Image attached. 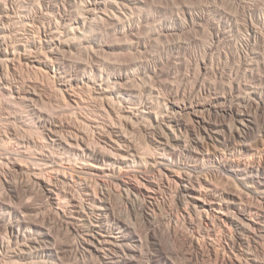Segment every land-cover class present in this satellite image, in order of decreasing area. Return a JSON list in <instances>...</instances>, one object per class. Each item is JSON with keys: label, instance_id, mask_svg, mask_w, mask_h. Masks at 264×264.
Instances as JSON below:
<instances>
[{"label": "bare ground", "instance_id": "6f19581e", "mask_svg": "<svg viewBox=\"0 0 264 264\" xmlns=\"http://www.w3.org/2000/svg\"><path fill=\"white\" fill-rule=\"evenodd\" d=\"M155 3L0 0V169L17 177L0 176V264H64L69 254L76 264H143L141 234L130 212L124 215L125 209L121 213L114 204L121 207V196L131 205L156 207L162 193H171L180 216L176 213L165 229L150 226L147 237L156 254L150 251L149 264H176L163 245L171 243L179 222L193 233V246L199 239H218L222 254L215 257L222 263L264 264V212L253 203H264L260 56H246L236 72L229 70L234 77L228 72L219 84H206L214 68L203 61L194 67L198 77L189 92L160 80V60L152 67L139 59L117 66L114 58L122 48L140 53L146 45L135 32L152 17V5L159 7ZM254 26L248 30L258 38ZM100 27L119 40L107 42L98 34ZM17 68L46 79L59 106L79 124L46 111L41 93L15 81ZM92 106L94 117L85 111ZM135 134L147 138L145 151ZM21 188L43 193L51 215L79 235L75 246L54 243L46 224L35 222L27 205L16 203ZM111 196L119 202L113 204ZM146 211L152 224L156 216Z\"/></svg>", "mask_w": 264, "mask_h": 264}, {"label": "rangeland", "instance_id": "374dc122", "mask_svg": "<svg viewBox=\"0 0 264 264\" xmlns=\"http://www.w3.org/2000/svg\"><path fill=\"white\" fill-rule=\"evenodd\" d=\"M155 2H156L155 4H158L157 6L159 7H155L154 5H152V7L150 8V11H148L150 13L149 16L152 15V17L151 16L149 17L150 20L142 21V24L139 25L140 27L137 28L135 32L137 37L138 36L140 37L141 42L145 43L147 46L146 45L142 46L140 53L139 52L133 53L132 51L130 52V50L126 48H122L120 51H118L120 55L116 51L117 56L114 59L118 63L117 66H120V67L123 65L125 66V64H129L132 61L139 59L141 60L140 61L141 63L144 62L143 64L146 67H152L154 66V62L156 61V59L160 60L163 63L161 66L163 76L161 77L160 80L163 83L167 82L166 84H170L171 87L174 86L173 88L175 90L178 88L179 89L181 88V90L184 89V91L189 92L192 89V86L195 84L194 82L197 81L196 78L198 77V72L195 73L194 67L197 68L198 64L202 63L203 61H207L210 67L214 68L212 70L213 72L211 71V73L207 75L209 80H207V77H206V80H207L206 84L208 83L210 84L211 82H215V81L219 84L222 81L223 82L226 81L225 79L226 77H230L231 75L230 72L232 70L236 72V70L238 69V67H240L241 62L246 56L255 54L257 56H260V59L258 62L259 65L256 67L258 68L256 73L258 72L257 73L258 76L262 75L264 77V37H263L264 35L262 34V32L264 33L263 31L264 30V26H263L264 25L263 23L264 22V0H159V1L155 0ZM158 16H161V17H158ZM193 16H194V19H193ZM233 17H234V20H233ZM157 21H159V23ZM148 22L150 23L149 24L150 28L147 27L148 25L146 26ZM151 25L153 27H151ZM254 25L258 27V28H255L256 30H258L257 31L258 38L252 36L251 32L249 31ZM101 28L102 27H100V30H98V34L101 35L102 37H105L107 39L106 40L107 42H110V41L114 42V41L119 40V39L115 40L116 37L114 36L107 37L106 30L105 32H103L104 30ZM139 29H141L142 31L141 30L139 31ZM150 29L151 31H149ZM205 57L207 58L209 57V59L207 58L205 59ZM230 69L231 71L229 72ZM190 70L192 72L194 71L193 73H195L196 75L194 74L195 76H192V72ZM215 72H216V75H215ZM228 72L230 75L228 74ZM234 72L231 75L233 77H234L233 75ZM187 73L189 75L188 77L191 78L190 80L189 78H187ZM222 73H226V74H222ZM12 76L15 79V81L18 82L19 84L21 85L25 84L29 88L31 86L32 89H36L39 93L42 94V96L44 97V103H45L43 107L45 108L46 111H48L51 114L56 113L54 116H57L62 121H66L73 125L79 124L77 122V119L75 118L76 116L73 113L67 112L59 106V104L56 101V97H55L56 94L46 79L41 77L39 74L34 73V71H32L31 69H27V68H23V69L17 68V71H15L14 74L12 73ZM186 79H188V81L190 82L186 81ZM187 82L189 83V85ZM182 85L188 89H186ZM180 86H182L183 88ZM0 107H1L0 110H3L2 105ZM93 109L94 108L92 106L90 107V109L85 110L87 111L86 114L90 111V113L88 114L94 117L96 115L94 113L96 112L93 111ZM3 111H0V112L3 113ZM0 122L3 123V121L1 120ZM134 137H135V141H137L138 144L141 145L142 149L145 151L144 147L147 148L148 146L147 138H145L143 134H139V135L135 134ZM0 173L3 174V175L0 174V176H3L4 178H7L13 181L17 180L16 175L15 174L13 175V173H9L8 171L5 172V170L3 169H0ZM39 191L40 190L37 188L36 190L35 189L27 190L25 188H21V190L19 191V196H17L18 198L16 199V203L18 204L22 203V206L24 204L27 205V207L30 208L29 209L30 217L34 219L35 222L37 223L39 222V224L40 223L46 224V226L53 232V235H54L53 237L55 238L54 243L55 241H57L58 244L61 245L62 247L71 249V247L75 246V243L79 241V235L74 236V234H70L64 226H61L59 224V220L56 217H53L51 215V208L49 204L47 203L48 201L46 202L47 198L43 195L41 191L40 192ZM4 193L7 194L6 190ZM170 194L171 193H168V194L162 193V195L160 194L159 200H158L159 202L157 201V204L158 203L159 204L158 205L156 204V207L155 206L146 207V205L144 204H142L143 205L142 206L140 202H135L136 204L134 203V205H131V203H128V201H126L125 198L121 196H120V200L122 199L121 201H124V202H121L119 199H117V197H119L118 195H113V196H115V198L119 200L120 202L117 201L113 196H111L112 199L113 198L115 199V200L114 199L112 200L113 204L115 201L119 202L120 204L122 203L120 207L118 203L115 202L116 204H114V206L116 207L118 211L122 213V210L125 209L123 211V213L125 212L124 215H127V213L130 212L131 215L128 214L129 219L131 218L133 222L131 220L130 221L133 223V225H135V227L137 228V231L139 230L138 234L139 235L141 234L140 237H142L143 243H142V247L140 245L138 246V248L142 249L140 250L142 252V263L143 264H147V263L149 264L151 261L150 260L151 257L156 254L155 252L156 248L152 247V244L147 237V235L150 233L149 232L150 229L152 228L150 226H155V227L157 226V227H160V230H162L161 228L165 229L166 225L167 224L170 225L171 221H172L171 223L173 224L174 221H176V218L180 216V214L178 215V212H176L177 210L174 209L176 208L174 205L175 202H174L173 197L170 196ZM163 200L164 202H162ZM247 200L251 202L250 199H247ZM253 203L255 205L257 204L258 206L257 205L256 206L258 208H261V211L264 212V208H263L264 203L258 204V202L255 203L254 201ZM18 204L17 206H19ZM127 204H130V205H127ZM123 205L124 206L126 205L127 207H124ZM133 206H135V208L136 209L138 208L139 210L138 209L133 210L135 209V208H132ZM141 208L142 209L146 208L147 211L142 210ZM153 209L155 210V212H153ZM126 210H131V211L126 212ZM143 211H146V212L149 211L148 213L152 215L154 214L156 216V217L154 216L156 219V221L155 219L153 220L154 224H153V221L151 224L150 222H148V220H146L145 216L143 215L144 214ZM176 213L178 216L176 215ZM35 215H37L38 217ZM45 217L48 219L47 222H43ZM171 217H174V218H171ZM178 224H179V227L180 226L184 227L183 225H181L182 223L179 222ZM179 227H177L178 228L177 231L173 232L172 235L176 237L175 233L178 235V233H181L182 231H183L182 232L183 235L181 236V234H179L178 235L179 237H176V238L172 237V240H175V241L173 242L172 240H170L171 241L170 244L173 243L172 245L168 244L170 245V247L168 245L166 246L163 245V250L165 252L168 251L166 253L169 254L170 258L172 257L171 259L176 264H225V263H222L221 261L216 260V257H215L216 255L215 252H219L220 255L222 254V249H221L222 243H220L218 239H216V242L209 241L208 239L207 240L199 239L200 241H198V244H200V246L202 245V247H200L198 244H197L198 247L193 246L189 240L191 238L190 235L193 233L191 232L190 234V231H188V229L185 227L183 228V230H182V227H180L181 229ZM184 230H186V232H184ZM176 240L178 242V245H176L175 243ZM166 241L169 242L168 237L167 238L164 237L163 242L167 244ZM199 242H201L202 244ZM208 242L214 245L210 249H208L209 248ZM203 244L205 245L203 246ZM173 245L175 246V248ZM150 251L154 254L152 255ZM259 256L262 257L260 253H259ZM65 258H67V256ZM65 258H64V264L66 262H67L66 264H76L75 259H73L74 257H71V259H73V262L70 259V254H69V258H67L68 260ZM60 264H63V260L61 261Z\"/></svg>", "mask_w": 264, "mask_h": 264}]
</instances>
